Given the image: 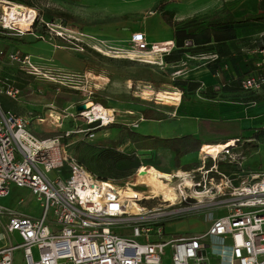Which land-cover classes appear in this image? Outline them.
<instances>
[{
    "label": "rangeland",
    "instance_id": "obj_1",
    "mask_svg": "<svg viewBox=\"0 0 264 264\" xmlns=\"http://www.w3.org/2000/svg\"><path fill=\"white\" fill-rule=\"evenodd\" d=\"M0 1V15H8L3 6L8 1ZM31 1L36 6V14L30 30L22 31L16 26L18 30L0 31V50L5 52L4 55L0 54V81L10 79L20 88L18 99L0 94L2 108L10 109L28 119L30 129L38 135L46 137L70 131L68 140L72 142L70 149L73 154H77L78 149L86 150L88 144L131 151L133 147L128 142L127 131L120 125H108L111 122L129 126L141 134L152 133L154 137L192 134L197 139H205V143L223 138L227 142L235 140L234 144L227 143L228 148L217 157H205L201 151L202 146L200 150L185 154L180 160V165L199 161L202 172L204 175L207 173L203 199L206 207L181 218L168 220L165 223L166 238L205 232L213 219L228 211L226 204L216 205V202L233 198L232 187L226 186L229 184V176L232 177L234 172L243 174L249 165L260 162V155L253 151L244 158L243 146L247 144V148H250L260 141L249 138L250 129L244 131V137L240 139L238 136L241 131H236L239 125L232 124L234 132L228 134L212 122L204 123L206 127L200 122L203 117L229 120L231 116L228 108L222 109L216 106L217 102L206 100L208 97L202 89L194 93L187 91L182 96L181 90L176 86V82L183 78L186 71L196 69L198 63L208 59L188 57L187 60L171 64L164 60L166 52L138 50L130 37H120L126 34L129 36L134 31H144L148 43L158 38L154 35L148 37L149 31H156L155 27L160 19V15H155V0ZM212 19L209 18V21ZM14 51L21 56H28L29 61L24 63L10 59L9 53ZM65 87L72 91L60 105L55 98ZM165 90L179 92V98L168 99L159 95ZM96 98L108 103L109 107L102 104L109 110V115L113 114V119L108 124H103L102 121L88 123V118L93 119L94 115L87 114V118L80 114L79 106L96 103ZM145 108L163 109L166 119H145L142 114ZM87 109L90 111L93 107ZM55 112H64L67 116L56 120L55 116H51ZM90 124L96 125L93 139L84 138V133H80L88 132V128L92 127ZM198 151L200 155L197 156L194 153ZM158 155V160L167 168L168 173L177 171L178 167L174 164L175 153L162 150ZM187 155L189 157H185ZM219 163L231 165L232 169L226 172V177L219 173ZM201 175V172L197 173V176ZM54 176L55 173L50 174L51 178ZM211 176L215 177V183L223 184L226 192L224 195L217 193L220 189L211 184ZM181 178L166 181L178 192L177 190H181L180 183L183 182ZM128 179L130 178L119 182V185L122 183L120 186L128 188L126 185L129 184L132 187L131 181L126 183ZM182 187L185 194L195 193L191 187ZM134 189L144 194L140 201L142 205L153 208L162 201L161 196H155L151 201L154 197L152 189L145 184ZM140 202L138 200L139 204ZM0 205L31 217L42 213L36 195L15 184L10 187L8 196H0ZM209 241L223 242V239L212 236ZM35 255H38L36 249ZM14 264H26L21 249L15 252ZM163 264H173L170 248L167 249Z\"/></svg>",
    "mask_w": 264,
    "mask_h": 264
},
{
    "label": "built area",
    "instance_id": "obj_2",
    "mask_svg": "<svg viewBox=\"0 0 264 264\" xmlns=\"http://www.w3.org/2000/svg\"><path fill=\"white\" fill-rule=\"evenodd\" d=\"M15 27L6 14L0 15V31L18 30ZM131 41L138 50L152 53L174 47V42L148 43L143 33L134 34ZM0 54L5 52L0 50ZM9 58L29 61L17 51L10 52ZM242 85L246 90L261 89L264 72L244 77ZM0 94L18 99L20 88L10 79L1 80ZM85 111L80 114L88 118ZM51 116L61 120L67 115L55 112ZM88 119V123H109ZM29 124L28 119L0 104V196H8L15 184L35 194L42 208L41 214L31 217L0 205V264H14L18 249L26 264H163L168 248L173 264H264V172L232 173L226 186L232 187L233 198L216 202L226 204L227 213L213 219L205 232L167 239L168 220L206 207L203 199L208 179L203 168L181 171L193 178L194 194H185L181 188L173 200L162 197L157 207L143 205L135 210L122 197L119 184L100 179L78 161L70 149V131L40 137ZM93 129L80 133L93 139ZM142 167L126 181L132 182V188L139 186L137 173ZM178 172L172 178L179 177ZM211 180L220 189L217 193L224 195L223 184L215 183L214 176ZM212 236L223 242L209 241Z\"/></svg>",
    "mask_w": 264,
    "mask_h": 264
},
{
    "label": "crops",
    "instance_id": "obj_3",
    "mask_svg": "<svg viewBox=\"0 0 264 264\" xmlns=\"http://www.w3.org/2000/svg\"><path fill=\"white\" fill-rule=\"evenodd\" d=\"M160 1L163 0H155L153 3L155 15H160V19L157 21L154 33L148 30V37L158 36V38L150 41L152 43H173L175 42L174 27L168 24L161 13L157 11V4ZM32 8L35 9L36 7ZM164 10L173 13L174 21L200 18L209 22V18L214 17L239 18L245 15H264V0H168ZM212 29L211 41L197 45L198 51L194 55H188L190 58L208 60L198 63L196 69L192 71H186L185 74L181 72L184 74L183 78L198 82L200 84L199 89H202L204 95L208 97L206 100L217 102L216 106H220L222 109L228 108L231 117L225 121L245 129L255 126L264 127V85L261 89L252 91L241 88L235 81L237 75L246 77L264 71V19L236 24L233 30L228 29L226 32H216L214 27ZM135 32L137 31L132 32L129 36L126 34L120 35V37L125 38L127 36V38L132 39V36L136 34ZM141 33L146 37L144 31ZM215 59H220L221 62L212 64L214 70L210 62ZM234 110L237 111L234 112ZM204 118L207 117L200 118V120ZM146 135H152V133ZM257 144L258 147L253 152L260 155V162L249 165L247 171L262 173L264 172V139H260ZM194 154L198 156L200 152ZM189 155L185 157H189ZM249 155L250 152L244 158ZM177 170L184 171L183 168ZM3 219L5 220L6 217Z\"/></svg>",
    "mask_w": 264,
    "mask_h": 264
},
{
    "label": "trees",
    "instance_id": "obj_4",
    "mask_svg": "<svg viewBox=\"0 0 264 264\" xmlns=\"http://www.w3.org/2000/svg\"><path fill=\"white\" fill-rule=\"evenodd\" d=\"M7 1L11 3L23 4L28 7H36L31 0ZM167 3L168 0L161 1L157 7V11L161 13L162 17L168 24L174 27V47L169 52H166L164 55V60L167 63L171 64H177L181 61L187 60L188 55H194L198 51L197 45L209 43L211 41L210 34L213 30L212 27H214V31L216 32H226L228 31V29L233 30L236 24H241L251 20L264 19V15L256 14L245 15L239 18L214 17L209 22H207V20L197 18H192L186 21H174L173 13L169 10H164V7ZM36 24L37 23H35V25ZM187 40H191L192 44L186 45ZM96 53L99 54L98 52ZM220 62V59H215L210 62V65L212 67V64H219ZM212 68L215 70L214 67ZM243 78V75H237L235 81L237 82V84H239L241 88L244 89L242 85ZM176 83V86L182 92V96H184L187 91H191L192 93H194L200 87V84L198 82H195L189 78H180ZM71 91L72 90L69 88H63L61 93L55 98L57 103L62 105L68 99V96L70 95ZM95 101L96 103L103 104L105 107H109L107 101L103 99L96 98ZM142 114L145 119H166V114L164 113V110L160 108H145L142 110ZM200 122L203 124L204 127H206L204 123L212 122V124L217 126L218 129H222L228 134L234 132V129L231 126L233 123L229 121H219L210 118H204L201 119ZM108 125H120L124 130L127 131L128 142H130L133 147L131 151L125 152L118 150L114 147H97L93 146L92 144H88L86 150L78 149L79 152L75 154L81 164H83L90 172H92L102 180H112L119 184V182L133 175L142 166L152 165L161 171L169 172L167 168H164L161 165L160 160H158V154L162 150L175 153L174 164L178 167L177 169L183 168V170H190L192 168H195L196 166H199L200 164L199 162H194L180 165V160L185 154L192 151L200 150V148L205 144V139H197L192 134L175 137H154L152 135L141 134L136 130L132 129L131 127H125L123 126V124L117 122H111ZM91 126L95 127L96 125L92 124ZM238 129H240L241 131V134L238 136L240 139L241 137H244V131H246L247 129H250L251 132V137L249 138H252L254 140L264 139V127L255 126L246 129L236 127V131ZM211 143L234 144L235 140L232 139L227 142V140H224L223 138L219 140H214ZM247 146V144L246 146H243V148L245 147V155L251 151H254L258 147V144L254 143L253 146L250 148H247ZM218 166L221 171L225 173L230 172L232 169L231 165L229 164L219 163ZM120 185H122V183H120Z\"/></svg>",
    "mask_w": 264,
    "mask_h": 264
},
{
    "label": "bare ground",
    "instance_id": "obj_5",
    "mask_svg": "<svg viewBox=\"0 0 264 264\" xmlns=\"http://www.w3.org/2000/svg\"><path fill=\"white\" fill-rule=\"evenodd\" d=\"M8 2L7 4L5 3L6 5L3 6H5L8 12L7 17L9 18L10 22H13V24H15V26H18L22 31L30 30V27L32 25V19L36 14V10L32 7H28L23 4ZM159 95L168 99H177L179 98L178 96L180 95V93L169 92L165 90L163 92H160ZM167 101L169 102L170 100ZM89 106L93 107V109L90 111H88L87 109H90ZM85 113L93 114L96 119H103L104 123H107L108 121H111L113 119V114L109 115V110L106 109L100 103H93L90 105L87 104ZM226 148H228L227 143H205L201 151L205 155V157H217ZM178 176L183 177L181 178L183 181L181 183V188H183V184L185 186H193V178H189L188 176L184 175V173L181 171L178 172ZM137 177V185L145 184L147 187H150L152 189L151 193L154 197L161 196L165 200H173V198L175 197V189L171 184L166 181H172V173L161 171L151 165L142 167L139 173H137ZM126 186L128 188H124V186H121L120 188V192L124 200H126L128 203H131V205L134 206L135 210L142 209L143 205L139 204L138 200H141L144 197V194L136 191L129 184H127Z\"/></svg>",
    "mask_w": 264,
    "mask_h": 264
},
{
    "label": "water",
    "instance_id": "obj_6",
    "mask_svg": "<svg viewBox=\"0 0 264 264\" xmlns=\"http://www.w3.org/2000/svg\"><path fill=\"white\" fill-rule=\"evenodd\" d=\"M78 109H79V111L84 110V109H86V105L85 104H82V105L79 106Z\"/></svg>",
    "mask_w": 264,
    "mask_h": 264
}]
</instances>
